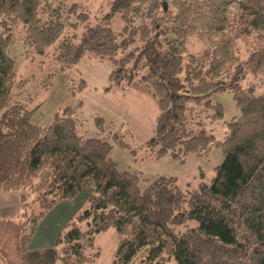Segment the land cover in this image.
Segmentation results:
<instances>
[{"label": "trees", "instance_id": "obj_1", "mask_svg": "<svg viewBox=\"0 0 264 264\" xmlns=\"http://www.w3.org/2000/svg\"><path fill=\"white\" fill-rule=\"evenodd\" d=\"M67 2L0 0V191L23 193L27 205L16 218L0 217V264L93 263L96 237L111 228L119 235L111 264H264V0H108L109 12L94 24L84 7ZM115 15L121 32L110 27ZM16 32L27 56L52 48L58 71L87 54L108 60L105 91L131 88L156 104L154 135L142 144L147 156L183 164L218 149L223 159L209 183L198 170L194 189L160 175L141 190V173L110 157L113 143L129 145L120 132L104 134L101 117H94L96 136L79 129L71 107L46 127L36 124L39 105L18 100L27 81L9 55ZM189 37L200 53L188 52ZM250 75L260 95L243 84ZM215 91L232 93L239 112L221 141L205 127L223 117ZM79 194L87 195L84 208L54 244L29 250L39 221Z\"/></svg>", "mask_w": 264, "mask_h": 264}, {"label": "rangeland", "instance_id": "obj_2", "mask_svg": "<svg viewBox=\"0 0 264 264\" xmlns=\"http://www.w3.org/2000/svg\"><path fill=\"white\" fill-rule=\"evenodd\" d=\"M71 4L84 7L90 15L89 21L92 24L98 22L96 17L100 18L109 12L108 0H68L67 5ZM232 8H237V5L233 4ZM110 27L115 32L122 31L124 24L118 15L112 18ZM81 31L80 26L75 30V34L78 36ZM17 32L13 43L9 46V55L15 60L18 79L27 81L18 100L29 109L39 105L33 116L36 124L46 127L57 112L65 107H71L81 123L79 129L87 132L89 136H96L98 130L94 117H101L104 123V134L111 135L120 132L124 142L129 145L128 149H124L113 143L110 157L119 169L142 172H140L139 183L141 190L160 175L177 178L183 190L194 189L201 181L198 170L204 173V181L209 183L213 168L221 164L223 159L218 149H214L207 157L189 156L183 164L173 160L169 155L159 159L147 156L142 144L154 135L156 104L147 93L131 88L125 91L119 89L105 91L104 88L108 85V75L113 69L108 60H100L96 56L87 54L72 68L58 71L59 66L53 59L52 48L47 51L46 55L27 56L25 46L18 38ZM186 46L191 54H198L202 51V44L195 37H189ZM236 48L244 57V48L240 43ZM50 73H55L51 78L52 85L44 88L42 82ZM79 79L85 82V87L81 91L78 89ZM248 82L255 85L254 95H260L263 92L259 81L253 80L252 75L243 84L247 86ZM211 99L222 105L223 117L220 122L207 123L205 127L208 133L221 141L227 134L225 122L237 117L239 112L236 110L232 93L228 91H215L211 94ZM129 150L134 153H130ZM82 199H84V194H79L69 203L64 204L70 205L68 207L71 211L67 216L62 217L64 213L59 212H55L56 215L55 213L49 214L48 217L51 218H47L49 223L47 222L46 233L57 235V232L64 229V225L84 208L85 204L82 203ZM24 206L27 207L26 200L22 203L20 215L27 209H23ZM118 242L119 235L112 228L98 235L95 239L94 251L98 249L99 255L93 263L85 264H111ZM44 248L47 247L41 249ZM56 264H62V262L58 260Z\"/></svg>", "mask_w": 264, "mask_h": 264}, {"label": "crops", "instance_id": "obj_3", "mask_svg": "<svg viewBox=\"0 0 264 264\" xmlns=\"http://www.w3.org/2000/svg\"><path fill=\"white\" fill-rule=\"evenodd\" d=\"M141 171H139L140 173ZM142 173V172H141ZM87 195L84 194L83 204H85ZM26 197L23 193L19 192H2L0 191V217L6 219L16 218L20 212H22V203H25ZM21 202V203H20ZM70 201H64L56 205L50 212H48L38 223L35 233L29 241L28 249H41L43 247H50L54 244L57 235H51L46 233V227L49 223V214H54L55 212L64 213L63 216H67L71 209L64 205ZM62 206V207H61ZM58 210V211H55ZM56 215V213H55ZM53 216V215H52ZM48 222V223H47ZM60 229V228H59ZM58 233V232H57Z\"/></svg>", "mask_w": 264, "mask_h": 264}, {"label": "water", "instance_id": "obj_4", "mask_svg": "<svg viewBox=\"0 0 264 264\" xmlns=\"http://www.w3.org/2000/svg\"><path fill=\"white\" fill-rule=\"evenodd\" d=\"M163 6L166 7V3H163Z\"/></svg>", "mask_w": 264, "mask_h": 264}]
</instances>
